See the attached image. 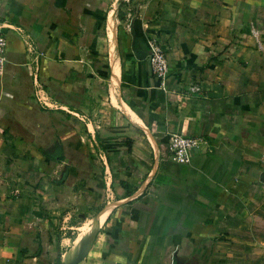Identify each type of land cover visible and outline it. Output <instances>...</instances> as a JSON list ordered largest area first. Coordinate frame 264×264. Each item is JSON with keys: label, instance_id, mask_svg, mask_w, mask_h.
<instances>
[{"label": "crops", "instance_id": "obj_1", "mask_svg": "<svg viewBox=\"0 0 264 264\" xmlns=\"http://www.w3.org/2000/svg\"><path fill=\"white\" fill-rule=\"evenodd\" d=\"M0 23V264H264V0H0ZM172 134L211 146L175 162Z\"/></svg>", "mask_w": 264, "mask_h": 264}, {"label": "built area", "instance_id": "obj_2", "mask_svg": "<svg viewBox=\"0 0 264 264\" xmlns=\"http://www.w3.org/2000/svg\"><path fill=\"white\" fill-rule=\"evenodd\" d=\"M6 27L7 25L0 23V73L7 64L8 39L5 32ZM29 48L35 53L33 47L30 46ZM147 59L154 78L157 80L159 86L165 90L167 87V81L170 77V65L166 49L159 42L151 41L149 43ZM34 79L37 87V97L42 100L44 106H47V103L44 101L47 96L44 93V85L42 84L39 75L35 74ZM199 90L200 89L197 87H192L190 93L197 94ZM210 146L209 141L204 137L172 134L168 138L167 148L169 158L172 161L187 162L192 151L209 149Z\"/></svg>", "mask_w": 264, "mask_h": 264}, {"label": "rangeland", "instance_id": "obj_3", "mask_svg": "<svg viewBox=\"0 0 264 264\" xmlns=\"http://www.w3.org/2000/svg\"><path fill=\"white\" fill-rule=\"evenodd\" d=\"M46 87H47V86H46ZM44 93L47 95V97H51V93H50L48 87L45 88ZM86 216H88V215H86Z\"/></svg>", "mask_w": 264, "mask_h": 264}, {"label": "bare ground", "instance_id": "obj_4", "mask_svg": "<svg viewBox=\"0 0 264 264\" xmlns=\"http://www.w3.org/2000/svg\"><path fill=\"white\" fill-rule=\"evenodd\" d=\"M79 239V238H78ZM83 247H84V245H83ZM81 253V252H80ZM83 253H85V252H83ZM83 253H81V254H83ZM82 257V256H81ZM74 259V258H73ZM71 261V260H70ZM73 261H76V260H73ZM71 263V262H70Z\"/></svg>", "mask_w": 264, "mask_h": 264}]
</instances>
